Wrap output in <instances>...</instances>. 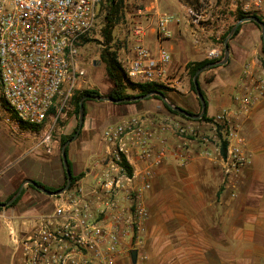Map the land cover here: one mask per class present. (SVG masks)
I'll return each mask as SVG.
<instances>
[{
  "label": "crops",
  "instance_id": "obj_1",
  "mask_svg": "<svg viewBox=\"0 0 264 264\" xmlns=\"http://www.w3.org/2000/svg\"><path fill=\"white\" fill-rule=\"evenodd\" d=\"M143 1L142 15L128 21L127 30L122 31L120 45L115 50L117 58L120 63L133 58L137 46L147 48L153 56L160 49L168 51L171 62L167 67L169 86L165 88L169 92L165 98L170 104L197 115L201 104L187 81L186 66L207 60L213 36L231 26L232 19L221 17L215 23L204 24V29L199 31L186 16L187 8L198 7L196 0L191 4L184 0ZM162 14L173 17L168 38L156 34ZM135 28L140 29L139 37L134 33ZM230 44L229 40L226 64L208 67L198 75V85L207 104L206 116L210 119L225 111H234L237 98L248 93L247 88L254 82L249 66L243 67L235 59ZM155 100L134 103L95 100L105 112L98 117H92L85 110L82 129L67 146L73 175L83 174L75 187L90 192L96 179L109 169L110 148L101 140L106 127L103 123L109 120L143 117L144 124L153 132L173 142L168 129L176 118L171 117L161 99L157 103ZM232 122L247 156V164L235 182V191L230 192L232 181L222 172L218 147L193 145L185 164L179 163L170 151L163 163L154 168L151 188L144 195L148 217L144 223L143 244L136 249V264H264V99ZM73 123L70 118L65 134ZM34 133L23 137L11 135L0 120V204L8 203L22 187L21 194L11 204L0 207V264H17L7 226L21 232L33 217L48 214L54 207V196L23 184L24 181L31 180L56 190L65 181L63 163L57 153L58 139L51 136V154H47L45 146L40 144L45 133ZM99 154H106V158L94 161L88 169L91 155ZM128 164L133 175L143 170V165L133 159ZM116 264H131L130 255L118 257Z\"/></svg>",
  "mask_w": 264,
  "mask_h": 264
},
{
  "label": "built area",
  "instance_id": "obj_2",
  "mask_svg": "<svg viewBox=\"0 0 264 264\" xmlns=\"http://www.w3.org/2000/svg\"><path fill=\"white\" fill-rule=\"evenodd\" d=\"M101 1L0 0V120L12 135L19 137L44 132L40 144L47 154H51V133L66 118L75 82L85 76L78 60L79 49L97 23ZM221 3L219 8L210 5L207 9L198 0V7L186 9L190 24L201 31L204 24L225 16L236 23L237 14L253 16L264 23V0ZM172 21L169 14L160 16L158 37L170 36L168 27ZM229 27L213 36L206 53L208 61L221 59L223 35ZM134 33L139 37L140 29L135 28ZM170 62L171 55L164 49L153 56L147 48L137 46L135 56L121 65L134 83L167 87ZM247 91L237 98L234 111L213 118L215 128L223 125L225 130L226 156H221L220 146L217 153L222 172L230 181L247 164L242 140L236 136L232 121L264 99V79L251 83ZM56 97L59 105L53 104ZM178 126V131L186 133L184 127ZM189 132L196 136L192 129ZM153 134L139 117L108 125L101 140L110 148V167L96 179L95 187L86 192L73 186L54 196L53 210L33 217L21 232L7 226L17 264H116L118 257L129 256L131 250L140 248L148 217L143 199L151 188L154 168L170 151L179 163H187L193 144L191 139L180 137L176 147L170 148L163 141L157 145ZM233 140L236 141L232 143ZM200 145H209L207 139ZM123 158L127 163L133 159L142 164L140 174L129 176L120 165Z\"/></svg>",
  "mask_w": 264,
  "mask_h": 264
},
{
  "label": "rangeland",
  "instance_id": "obj_3",
  "mask_svg": "<svg viewBox=\"0 0 264 264\" xmlns=\"http://www.w3.org/2000/svg\"><path fill=\"white\" fill-rule=\"evenodd\" d=\"M194 1L195 0H184V2L188 4H191ZM201 1H203V3L207 5V9H209L208 8L209 3L210 4L212 3L211 6L213 9H216L222 6L221 0H201ZM196 3L198 6V0H196ZM143 7H144L143 0H123V10L121 14L119 15V21H118L119 23L115 26L113 30V40L114 41L111 44V47L113 50H117L118 45H120L119 39L122 37V34H123L122 31H126L128 28L126 23L133 18H138L139 16H141L142 13H140V10H142ZM105 13H106L105 0H102L100 4L99 17H98V20H97V23L94 29L92 30L91 34L88 37L89 41H87L79 49L78 60H79L81 67L85 70V76L80 77L79 79L76 80L73 90L76 89V91L78 92H82L85 90H93V91H97L99 95L106 97V94L110 87V83L105 75L104 64L100 61V57H99L100 52L102 50V45L99 43L103 41L102 29H103V24H104ZM234 24L235 23L232 22L231 26H233ZM230 43H231L230 47L234 52L235 59L240 60L243 63V67L249 66L248 68H250V70L253 73L252 74L253 81L263 79L264 78V53L262 50L261 35H260L258 27H256L254 24L240 25V29L238 33L236 35L233 34L232 37L230 38ZM222 58H223V52H222L221 59ZM190 80H191V77L188 74L187 81H190ZM166 92H169V91H166ZM151 97H148L146 99H153ZM91 100L92 99H89L88 101L85 102L86 109L84 110H86V113L92 114V117H98L100 115L105 114V112H102L104 111L103 109L101 111V109L98 108V107H101L100 103L95 100H94L95 102ZM155 101H156L155 103L158 102L157 100ZM53 104L54 105L60 104V102H58V97H56L53 100ZM92 105L95 107L94 110H92V107H93ZM67 107H68V110L65 115L66 118H63V121L58 123L57 127H55V129L51 133L52 138L54 137L58 139L59 144L57 147V153L59 154L60 159H61V147L63 145L61 144L62 137H69L78 125L79 112L77 115L74 114V105L72 104L71 100L69 102V105H67ZM171 117L176 118L171 123L172 126L168 129L169 133L173 136V142L170 141L169 138L167 139L163 134H161V136H158L155 132H153L154 141L157 145L163 141L168 146L172 145L176 147L181 137V138H188L192 140L193 144L191 148L194 147L195 145L203 143V139H207L208 144L214 148L220 146L221 141L223 140V134L225 130H224L223 125H218L216 129L213 119H211V121H199V120L196 121V120H191V119L185 120L176 115H172ZM70 118H73L74 123H73V126L69 128V130H67V134H65L64 132L67 129L66 127L69 123ZM114 120L113 121L109 120L107 123H103V124L107 127L108 125L118 123L122 119L115 120V121ZM195 122L201 123V126H197L198 124H196ZM178 124L186 129V133L183 134L180 131H178V127H179ZM3 125L9 131L8 126H6L5 124ZM63 128H64V131H63ZM191 129L194 131L196 136L190 135L189 131H191ZM211 131H213V133ZM101 137H102V134H101ZM105 158H106V154L104 155L99 154L98 156L91 155V159L88 162L89 163L88 169H91V166L94 161H97V160L102 161ZM244 168H242L241 171L244 170ZM239 178L240 176H237L232 179V184L230 186V192L235 191L236 188L234 186L237 184L235 182L238 181ZM221 189H222V186H221ZM143 202H144V199H143Z\"/></svg>",
  "mask_w": 264,
  "mask_h": 264
},
{
  "label": "trees",
  "instance_id": "obj_4",
  "mask_svg": "<svg viewBox=\"0 0 264 264\" xmlns=\"http://www.w3.org/2000/svg\"><path fill=\"white\" fill-rule=\"evenodd\" d=\"M105 5H106V13H105L104 24H103V29H102L103 41L101 43H99L102 45V50L100 52L99 57H100V61L104 64L105 75H106V77L110 83V87H109V90L106 94V97H109V98L117 101V100H121V99H125V98L135 97V96H143V95H146V94L151 93V92H160L165 96L166 95L165 92L167 91V89L161 85L134 83L126 77L125 71H124L121 63L118 61L117 53L111 47V44L114 41L113 40V30H114L115 26L119 23L118 22L119 21V15L121 14V12L123 10V0H105ZM243 17H244L243 15L237 14L236 21H238L239 19H241ZM230 29H231V27H229V29L223 35V40L225 39V37L229 33ZM239 29H240V26L238 27V29L236 30L234 35H236L238 33ZM87 41H89L88 38L84 39L80 46H83ZM263 53H264V50H263ZM213 62L214 61L204 60L201 62H193V63L187 64L186 69L188 71L189 76L191 77L190 88L193 92H195V87H194V83L192 80L193 76L195 75L196 72H198L199 70H201L202 68H204L205 66H207ZM197 83H198V79H197ZM200 92L203 95L201 90H200ZM85 95L99 96V93L97 91H93V90L74 92L72 95V98H71V102L74 105V114H76V115L78 114L80 100ZM151 98L156 99V100H160V98L156 97V96H153ZM88 100L89 99H86L84 101V104H83L84 109H85V102ZM205 105L207 106L206 102H205ZM163 106L172 115L179 116L185 120H190L189 118H186L185 116L180 115L179 113L171 110L164 103H163ZM84 115H85V110H84ZM199 121H211V119L206 116V110H205V113L203 114L202 118ZM76 130H77V127L75 128V130L73 131V133L69 137H62L61 144L65 143L67 140H69L74 135ZM226 150H227V141L222 140L221 144H220V154L222 157L226 156ZM67 152H68V148H66V156H67L68 167H69L70 174H71L70 187H73L74 184L83 177V174L81 173L79 175H73L72 168H71V162L68 159ZM120 165L124 168V170L126 171V173L129 176L132 175V169L124 158L122 159ZM64 176H65V181H64V184L62 187H64L66 184V174ZM36 184L38 186L43 187L45 190H48V191H55L56 190V189H53L50 187H45L38 182H36Z\"/></svg>",
  "mask_w": 264,
  "mask_h": 264
},
{
  "label": "water",
  "instance_id": "obj_5",
  "mask_svg": "<svg viewBox=\"0 0 264 264\" xmlns=\"http://www.w3.org/2000/svg\"><path fill=\"white\" fill-rule=\"evenodd\" d=\"M248 22L249 23H253V24H255L258 27V29L260 31V34H261L262 49L264 50V23H262L259 19H257L256 17H253V16L243 17V18L239 19L232 26V28L230 29L228 35L226 36V38L224 40V44H223V58H222V60L218 61V62H213V63L205 66L204 68H202L201 70L196 72L195 75L193 76L192 80H193L194 87H195V93H196V95H197V97H198V99L200 101V104H201V112L199 114L192 115L191 113H188L187 111L170 104L166 100L165 96L162 93H160V92H151V93H148V94L143 95V96H135V97L125 98V99H121V100H117V101H115V100H113V99H111L109 97H105V96H101V95H99V96L85 95V96L82 97V99L80 100V103H79V117H78L77 130H76L74 135L69 140H67L65 143H63V145L61 147V160H62L64 171H65V174H66V184H65V186L60 188V189H58V190H55V191H48V190H45L43 187L38 186L35 182H33L31 180H26V181H24L23 184H30V185L34 186L36 189H38L39 191H41L42 193L50 195V196H56V195L61 194L62 192H64V191L69 189L70 183H71V174H70V170H69L68 163H67L66 148H67V146H68V144L70 142L74 141L78 137V135L80 133V130L82 129L83 122H84V106H83V103H84L85 99H93V100H98V101H109V102H115V103H123V102L141 101V100H144V99H146L148 97H151V96H157L171 110H173V111L179 113L180 115H183L186 118H189L191 120H200L202 118L203 114L205 113L206 105H205L204 97L201 94L199 85L197 83L198 75L202 71H204L206 68H208V67H214V66L226 64V62L228 60V56H229L228 41L230 40L232 35L236 32V30L238 29V27L241 24L248 23ZM21 192H22V187H20L18 189V191L16 192L14 197L8 203L0 204V207H6L7 205L11 204L21 194ZM137 254H138V251L136 249L130 251L131 264H136Z\"/></svg>",
  "mask_w": 264,
  "mask_h": 264
}]
</instances>
